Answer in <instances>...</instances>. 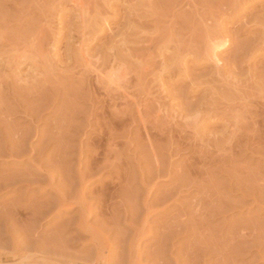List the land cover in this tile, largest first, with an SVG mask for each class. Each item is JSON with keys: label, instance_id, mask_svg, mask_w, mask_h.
I'll list each match as a JSON object with an SVG mask.
<instances>
[{"label": "rangeland", "instance_id": "obj_1", "mask_svg": "<svg viewBox=\"0 0 264 264\" xmlns=\"http://www.w3.org/2000/svg\"><path fill=\"white\" fill-rule=\"evenodd\" d=\"M19 36L42 57L0 61V264H264V0H0Z\"/></svg>", "mask_w": 264, "mask_h": 264}, {"label": "bare ground", "instance_id": "obj_2", "mask_svg": "<svg viewBox=\"0 0 264 264\" xmlns=\"http://www.w3.org/2000/svg\"><path fill=\"white\" fill-rule=\"evenodd\" d=\"M144 1V0H143ZM238 1V0H237ZM73 2H75V1H73ZM82 2V1H81ZM220 2V1H219ZM222 2V1H221ZM235 2V1H234ZM77 3V2H76ZM239 3V2H238ZM242 3V2H241ZM75 5H78L79 6V10H81L82 9V6H84L83 4L81 5V3H78V4H75ZM145 5V4H144ZM219 5V4H218ZM222 5V4H221ZM231 5V4H230ZM236 5H238V4H236ZM235 5V6H236ZM146 6V5H145ZM224 6V5H223ZM234 6V7H235ZM239 6V5H238ZM241 6V5H240ZM77 7V6H76ZM227 7V6H226ZM225 7V8H226ZM233 7V6H232ZM242 7V6H241ZM78 8V7H77ZM87 8V7H86ZM217 8V7H216ZM220 8H221V6H220ZM227 8H229V6L227 7ZM236 8V7H235ZM240 8V7H239ZM238 8V9H239ZM222 9H223V7H222ZM221 9V10H222ZM233 9V8H232ZM237 9V8H236ZM237 9V10H238ZM77 10V9H76ZM216 10V9H215ZM226 10V9H225ZM228 10H230V9H228ZM236 10V11H237ZM83 11H84V9H83ZM218 11V10H217ZM216 11V12H217ZM224 11V10H223ZM222 11V12H223ZM227 11V10H226ZM230 11H232L233 13H235L233 10H230ZM240 11V10H239ZM77 12V11H76ZM209 12V11H208ZM214 12V11H213ZM225 12V11H224ZM224 12H223V14H224ZM228 12V11H227ZM80 13V12H79ZM85 13V12H84ZM83 13V14H84ZM237 13V12H236ZM239 13V12H238ZM211 14V13H210ZM222 14V13H221ZM221 14H220V16H221ZM79 15V14H78ZM80 15H81V13H80ZM214 15V14H213ZM217 15V14H216ZM235 15V14H234ZM84 16V15H83ZM207 16V15H206ZM215 16V15H214ZM249 16V15H248ZM258 16V15H257ZM263 16V15H262ZM87 17H88V14H87ZM222 17V16H221ZM83 18V17H82ZM86 18V17H85ZM208 18H210V16L208 17ZM212 18V17H211ZM217 18V17H216ZM215 18V19H216ZM87 19V18H86ZM246 19V18H245ZM244 19V20H245ZM252 19V18H251ZM209 20H211V19H209ZM243 20V19H242ZM261 20H263V19H261ZM251 21V20H250ZM249 21V22H250ZM253 21V20H252ZM260 21V20H259ZM203 22V21H202ZM206 22V21H205ZM219 22V21H218ZM247 22V21H246ZM257 22V21H256ZM204 24V23H203ZM241 24V23H240ZM244 24H246V23H244ZM243 24V25H244ZM257 24H258V22H257ZM196 26V25H195ZM209 26V25H208ZM218 26V25H217ZM203 27V26H202ZM212 27H213V25H212ZM240 27H241V25H240ZM239 27V28H240ZM244 27V26H243ZM182 28V27H181ZM186 28V27H185ZM188 28V27H187ZM192 28V27H191ZM194 28V27H193ZM196 28H197V26H196ZM215 29L217 28V27H214ZM221 28V27H220ZM260 28V27H259ZM195 29V28H194ZM178 29H176L175 31H177ZM179 30H180V28H179ZM178 30V31H179ZM182 30V29H181ZM180 30V31H181ZM192 30V29H191ZM197 30V29H196ZM220 30V29H219ZM219 30H215L217 33H215V31H213L212 30V32H211V30H205V31H203V35H201V33L200 34H198V36L200 35V39L198 38V41H197V43L199 42L201 45H198V46H200V47H198L197 46V50L199 51V52H197V50H193L192 48H193V45H191V52H193V54L195 55V57H198L199 56V58H202V59H205L206 60V62L208 61V62H211L212 64H213V66H214V69H215V72L217 71V73H218V75H220V73L219 72H221L222 70H223V66H222V62L224 61V59H222L221 58V60H220V57H218V55H219V53L223 50V49H225L226 47H228L229 46V40L227 39V38H225V37H223L222 35H220L219 33H218V31ZM194 31V30H193ZM210 31V32H209ZM240 31V30H239ZM183 32V31H182ZM189 32V31H188ZM196 32V31H195ZM202 32V31H201ZM214 32V33H213ZM219 32H221V31H219ZM3 33V32H2ZM18 33V32H17ZM180 33V32H179ZM184 33V32H183ZM193 33V32H192ZM8 34V33H7ZM12 34V33H11ZM19 34V33H18ZM28 34V33H27ZM26 34V35H27ZM30 34H32V33H30ZM9 35V34H8ZM29 35V34H28ZM33 35V34H32ZM181 35V34H180ZM185 35V34H184ZM184 35H182V36H184ZM190 35V34H189ZM16 36V35H15ZM37 36V35H36ZM181 36V37H182ZM192 36V35H191ZM26 37H31V36H26ZM33 37V36H32ZM31 37V38H32ZM35 37V36H34ZM38 37V36H37ZM37 37H35V38H32V40H30V42H29V40L28 41H26L27 40V38H26V40H25V38L23 37V36H19V37H12V39H8L7 40V37H5L6 38V40H4L3 42L4 43H1L0 44V61L3 59V57L6 55H9V59H11V61H9L7 64H8V67L9 68H12V66L14 67V65L16 66V68L18 67V66H20V65H22L25 61H32V63L31 62H29V64L31 63L32 65H33V67H34V63L36 64L35 66L37 67L39 64H37V62H36V60H34V58H37L38 56H40V50L38 51L37 49H36V45H38V42H37ZM159 37V36H158ZM230 37V36H229ZM2 38V37H1ZM22 38H24V39H22ZM37 38V39H36ZM197 38V37H196ZM195 38V39H196ZM28 39H30V38H28ZM39 39H40V37H39ZM159 40H161L160 39V37L158 38ZM193 39V38H192ZM191 39V40H192ZM260 39V38H259ZM1 40V39H0ZM151 40H153V39H151ZM155 40V39H154ZM157 40V39H156ZM168 40H170V39H168ZM182 40H183V37H182ZM184 41H186L185 39H184ZM189 41V40H188ZM195 41V42H196ZM261 42H264V41H262V38H261V40H260ZM2 42V41H1ZM39 42H41V41H39ZM160 42V41H159ZM164 42H166V41H164ZM164 42H162V43H164ZM170 42V41H169ZM168 42V43H169ZM187 42V41H186ZM167 43V42H166ZM166 43H164V44H166ZM167 43V44H168ZM171 43V42H170ZM193 43H194V41H193ZM198 43V44H199ZM178 44H180V43H178ZM181 44H182V42H181ZM187 44H189L188 42H187ZM195 44V43H194ZM241 44V43H240ZM239 44V45H240ZM154 45V44H153ZM197 45V44H196ZM168 46V45H167ZM234 46V45H233ZM242 46V45H241ZM240 46V47H241ZM39 47V46H38ZM157 47V46H156ZM169 47H171V46H169ZM174 47H176V50H178L177 49V46H174ZM181 48H182V50L184 49V51L185 52H187L186 51V47L188 48V46H186V44H184V46H180ZM255 47V46H254ZM180 48V49H181ZM163 49H165V48H163ZM196 49V48H195ZM235 49V48H234ZM239 49V48H238ZM242 49H243V46H242ZM248 49V48H247ZM176 50H174L175 52H176ZM236 50H237V48H236ZM250 50V49H249ZM172 51V50H171ZM184 51H182V53H184ZM239 51V50H238ZM244 51V50H243ZM242 51V52H243ZM84 52V51H83ZM181 52V51H180ZM179 52V53H180ZM197 52V53H196ZM235 52V51H234ZM10 53V54H9ZM80 53V52H79ZM177 53V52H176ZM190 53V52H189ZM236 53V52H235ZM245 53V52H244ZM173 54V53H172ZM178 54V53H177ZM192 54V55H193ZM41 55H43V54H41ZM82 55V54H81ZM175 55V54H174ZM180 55V54H179ZM189 55V54H188ZM194 55H193V57H194ZM200 55H201V57H200ZM239 55V54H238ZM237 55V56H238ZM11 56V57H10ZM44 56V55H43ZM182 56V55H181ZM242 56V58L244 57V55H241ZM240 56V57H241ZM42 57V56H41ZM40 57V58H41ZM86 57V56H85ZM185 57V56H184ZM192 57V56H191ZM2 58V59H1ZM5 59H6V57H4ZM39 57H38V59H40ZM45 58V57H44ZM246 58V57H245ZM30 59V60H29ZM37 59V61H39ZM195 59V58H194ZM198 59V58H197ZM201 59V60H202ZM232 59V58H231ZM240 60H244V59H241V58H239ZM3 61V63L5 62L4 60H2ZM88 61V60H87ZM86 61V62H87ZM182 61V60H181ZM194 61V60H193ZM237 61V60H236ZM180 62V61H179ZM232 62V61H231ZM239 62V61H238ZM237 62V63H238ZM246 62V61H245ZM1 63V62H0ZM39 63V62H38ZM44 63V62H43ZM43 63H40V64H43ZM92 63V62H91ZM5 64V63H4ZM3 64V65H4ZM30 64V65H31ZM84 64H86V63H83V65ZM87 64H88V62H87ZM155 64V63H154ZM162 64H163V62H162ZM209 64V63H208ZM232 64V63H231ZM6 65V64H5ZM5 65H4V67H5ZM31 65V66H32ZM158 65H161V64H158ZM157 65V66H158ZM167 65H169V64H167ZM239 65V64H238ZM40 66V65H39ZM42 66V65H41ZM85 66V65H84ZM87 66V65H86ZM85 66V67H86ZM114 66H116V65H114ZM144 66V65H143ZM142 66V67H143ZM155 66V65H154ZM166 66V65H165ZM170 66V65H169ZM91 67V66H90ZM159 67V66H158ZM161 67V66H160ZM234 67V66H233ZM6 69H7V67H5ZM16 68L14 67V70H16ZM40 68V67H39ZM236 68V67H235ZM36 69V68H35ZM37 69H38V67H37ZM91 69V68H90ZM97 69V68H96ZM114 69V68H113ZM168 68H166V67H164L163 65H162V68L160 69L161 71H165V70H167ZM170 69V68H169ZM179 69V68H178ZM183 69V68H182ZM13 70V71H14ZM85 70V69H84ZM94 70V69H93ZM92 70V72H94ZM118 70H120V69H118ZM148 70V69H147ZM156 70V69H155ZM234 71H235V69H233ZM237 70V69H236ZM99 71V70H98ZM102 71V70H101ZM160 71V72H161ZM176 71H179V70H176ZM12 72V71H11ZM10 72V73H11ZM34 72V71H33ZM87 72V71H86ZM103 72V71H102ZM101 72V73H102ZM226 72H229V71H226ZM232 72V71H231ZM237 72V71H236ZM249 72V71H248ZM31 73V72H30ZM95 73H96V71H95ZM118 73V71H117V69H114V70H112V69H110L109 70V72H106V74H104L105 76H103V78L105 77V79L104 80H106V82H107V85H112V87L114 88L115 86H117L118 84H119V81H120V78H122L121 76H122V74L120 75V74H117ZM145 73V72H144ZM170 73V72H169ZM168 73V74H169ZM172 73V72H171ZM178 73V72H177ZM180 73V72H179ZM181 73H182V71H181ZM180 73V74H181ZM222 73H223V71H222ZM14 74H15V72H14ZM38 74V73H37ZM82 74V73H81ZM179 74V75H180ZM229 74V73H228ZM232 74V73H231ZM230 74V75H231ZM17 75V74H16ZM101 75V74H100ZM99 74H98V77L100 76ZM125 75V74H124ZM157 75V74H156ZM182 75V74H181ZM222 75L223 74H221V77H222ZM250 75V74H249ZM12 76H13V74H12ZM140 76H141V74H140ZM158 77H160V74H158L157 75ZM178 76V75H177ZM248 76V75H247ZM14 78L16 77V76H13ZM123 77H125V76H123ZM145 77V76H144ZM180 77V76H179ZM183 77V76H182ZM181 77V78H182ZM185 77H187V76H185ZM232 77V76H231ZM252 77V76H251ZM19 78H20V76H19ZM18 77H16V79L17 80H20ZM103 78H101V77H99V79L101 80V79H103ZM223 78V77H222ZM224 78H225V76H224ZM228 78V77H227ZM233 78H234V76H233ZM249 78V77H248ZM124 79V78H123ZM186 79V78H185ZM221 79V78H220ZM226 79V78H225ZM225 79H223L222 81H224ZM235 79V78H234ZM237 79V78H236ZM126 80V79H125ZM192 80V79H191ZM190 80V81H191ZM23 81V80H22ZM103 81V80H102ZM101 81V82H102ZM121 82H123V81H121ZM125 82V81H124ZM123 82V83H124ZM225 82V81H224ZM228 82H229V80H228ZM227 82V83H228ZM238 82V81H237ZM236 82V83H237ZM204 83V82H203ZM226 83V84H227ZM26 84V83H25ZM140 84H142V85H144L142 82L140 83ZM195 84H197V83H195ZM18 85V84H17ZM19 86V85H18ZM25 86V85H24ZM122 86V85H121ZM192 86H193V84H192ZM31 87V86H30ZM18 89H19V87H17ZM21 88V87H20ZM120 88V87H119ZM123 88V87H122ZM115 89H116V87H115ZM118 89V88H117ZM20 90V89H19ZM22 90V89H21ZM261 93V92H260ZM263 93V92H262ZM208 94V93H207ZM210 94V93H209ZM264 94V93H263ZM262 94V95H263ZM210 96H212V95H210ZM260 96V95H259ZM258 96V97H259ZM203 98V97H202ZM260 99V98H259ZM197 101V100H196ZM149 102V101H148ZM207 102V101H206ZM210 102H211V100H210ZM264 102V101H263ZM152 103V102H151ZM154 103V102H153ZM197 104H198V102H196ZM204 103V102H203ZM202 103V104H203ZM155 104V103H154ZM161 103H159V105H160ZM183 104H185V103H183ZM207 104V103H206ZM211 104V103H210ZM147 105H149V103L147 104ZM163 105H164V103H163ZM204 105V104H203ZM184 106V105H183ZM195 106V105H194ZM194 106H190V109L188 108V106H187V108L189 109V110H193L194 109V111H196L197 109H196V107H194ZM198 106V105H197ZM156 107V106H155ZM162 107V106H161ZM199 107V106H198ZM197 107V108H198ZM204 107V106H203ZM209 107V106H208ZM207 107V108H208ZM163 108H164V106H163ZM205 108V107H204ZM206 109V108H205ZM141 110V109H140ZM202 110V109H201ZM207 110V109H206ZM159 111V110H158ZM185 111V110H184ZM161 112V111H160ZM178 112V111H177ZM182 112H183V110H182ZM181 112V113H182ZM190 112V111H189ZM188 112V113H189ZM193 112V111H192ZM198 112V111H197ZM249 112V111H248ZM184 113V112H183ZM194 114H195V112H193ZM192 113V114H193ZM139 114V113H138ZM192 114H189V115H192ZM211 114V113H210ZM164 115V114H163ZM186 115V114H185ZM196 116H197V114H195ZM200 115H201V113H200ZM212 115V114H211ZM219 115H221V114H219ZM208 116V115H207ZM222 116V115H221ZM220 116V117H221ZM159 117V116H158ZM162 117V116H161ZM193 117V116H192ZM191 117V118H192ZM195 117V116H194ZM215 117V116H214ZM242 117V116H241ZM240 117V118H241ZM142 118V117H141ZM165 118V117H164ZM196 118V117H195ZM202 118V117H201ZM162 119H163V117H162ZM186 118H184V120H185ZM231 119H232V117H231ZM157 120V119H156ZM188 120V119H187ZM192 120H193V118H192ZM201 120V119H200ZM233 120V119H232ZM160 122H161V120H159ZM182 121V120H181ZM180 121V122H181ZM195 121V120H194ZM230 121V120H229ZM228 121V122H229ZM159 122V123H160ZM164 122L165 121H163V123H161V125L163 124V126L166 124H164ZM166 122H167V120H166ZM168 122H170V121H168ZM238 122H240V121H237V123ZM156 123H157V121H156ZM178 123V122H177ZM173 124H176L175 122L173 123ZM160 124H159V126H161ZM198 125V124H197ZM196 125V126H197ZM249 125V124H248ZM156 126H158V124H156ZM191 126V125H190ZM195 126V127H196ZM162 127V126H161ZM166 127H167V125H166ZM169 127V126H168ZM197 129V128H196ZM179 148V147H178ZM203 162H205V161H203ZM205 165V164H204ZM222 167V166H221ZM208 176V175H207ZM81 177V176H80ZM257 180V179H256ZM248 182V181H247ZM246 182V183H247ZM251 182H253V181H251ZM245 183V182H244ZM254 183V182H253ZM239 184V183H238ZM255 184V183H254ZM215 185V184H214ZM251 185V184H250ZM253 185V184H252ZM246 186V185H245ZM262 187H263V184H262ZM244 190V189H243ZM263 190V189H262ZM52 191V190H51ZM57 192V191H56ZM239 192V191H238ZM242 192V191H241ZM81 193V192H80ZM57 194V193H56ZM246 194V193H245ZM58 195V194H57ZM80 195V194H79ZM59 196V195H58ZM62 196V195H61ZM263 196V195H262ZM212 197V196H211ZM264 197V196H263ZM262 197V198H263ZM261 198V197H260ZM215 199V198H214ZM217 199V198H216ZM215 199V200H216ZM60 200V199H59ZM62 200V204H63V201L65 200V198L64 199H61ZM81 201V200H80ZM229 201V200H228ZM263 201V200H262ZM201 202V201H200ZM213 202V201H212ZM255 202H256V200H255ZM58 203V202H57ZM64 203H65V201H64ZM79 203H82V202H79ZM204 203V202H203ZM208 203H209V201H208ZM226 203H227V200H226ZM48 204V203H47ZM77 205H78V208H79V206H80V208L82 209V204H78V203H76ZM83 204H85V203H83ZM144 204V203H143ZM46 205V204H45ZM147 205V204H146ZM145 205V206H146ZM50 206V205H49ZM86 206V205H85ZM209 206V205H208ZM42 207V206H41ZM46 207V206H45ZM196 207V206H195ZM36 208V207H35ZM40 208V207H39ZM65 208H67V207H65ZM84 209H86V207H83ZM41 209V208H40ZM45 209V208H44ZM43 209V210H44ZM83 209V210H84ZM150 209V208H149ZM210 209V208H209ZM219 209H220V206H219ZM211 210V209H210ZM213 210V209H212ZM40 211V210H39ZM80 211V210H79ZM150 211H151V209H150ZM219 211V210H218ZM225 211V210H224ZM223 211V212H224ZM34 212H35V210H34ZM83 212V211H82ZM88 212V211H87ZM86 212V213H87ZM213 212V211H212ZM211 213V212H210ZM80 214H81V211H80ZM200 214V213H199ZM206 214H208L207 212H206ZM218 214H220V213H218ZM213 215V214H212ZM36 216V215H35ZM82 216H83V214H82ZM85 216V215H84ZM87 216H88V214H87ZM201 217V216H200ZM207 217V216H206ZM83 218H85V217H83ZM210 218V217H209ZM11 219V218H10ZM19 219V218H18ZM87 219V218H86ZM13 220H14V218H13ZM254 220V219H253ZM20 221V220H19ZM84 221H86L85 219L83 220V222ZM34 222V221H33ZM254 222V221H253ZM238 223V222H237ZM81 225H82V223H80ZM83 225H84V223H83ZM17 226H19V225H17ZM247 226H248V224H247ZM254 226V225H253ZM16 227V226H15ZM27 227V226H26ZM80 227V226H79ZM82 227V226H81ZM233 227V226H232ZM240 227V226H239ZM249 227V226H248ZM89 227H87V229H88ZM236 228V227H235ZM257 228H258V226H257ZM88 230H90L91 231V229L89 228ZM140 230V229H139ZM148 230V229H147ZM244 230V229H243ZM239 231V230H238ZM251 232H252V230H250ZM258 231V230H257ZM86 232V231H85ZM92 232V231H91ZM90 232V233H91ZM260 232V231H259ZM30 233V232H29ZM89 233V232H88ZM140 233H141V231H140ZM230 233V232H229ZM258 233V232H257ZM262 233V232H261ZM60 234V233H59ZM233 234H235V233H233ZM240 234V233H239ZM239 234H237L236 236H234V239H236V237L239 235ZM256 234V233H255ZM254 234V236H257V235H255ZM96 236L95 235V233H93V234H91V236ZM146 235V234H145ZM241 235V234H240ZM244 235V234H243ZM242 236V235H241ZM240 236V237H241ZM251 236V235H250ZM142 237V236H141ZM239 237V236H238ZM261 237V236H260ZM35 238V237H34ZM93 238V237H92ZM139 238V237H138ZM249 238V237H248ZM55 239H57V238H55ZM96 239V238H95ZM230 239V238H229ZM228 239V240H229ZM245 239V238H244ZM261 239V238H260ZM260 239H259V241H260ZM36 240V239H35ZM92 240V239H91ZM250 240H252L251 238H250ZM254 240H256L255 238H254ZM264 240V239H263ZM48 241V240H47ZM51 241V240H50ZM95 241V240H94ZM227 241V240H226ZM230 241V240H229ZM234 241V240H233ZM256 241H258V238H257V240ZM60 242V241H59ZM231 242V241H230ZM235 243V242H234ZM254 243V242H253ZM252 243V244H253ZM54 244V243H53ZM252 244H249V245H252ZM256 244H257V242H256ZM234 245H236V244H234ZM247 247V246H246ZM251 247V246H250ZM253 247V246H252ZM51 248V247H50ZM248 248V247H247ZM258 248V247H257ZM60 249H61V247H60ZM53 250V249H52ZM257 252H259V249H257ZM264 252V251H263ZM262 252V253H263ZM61 257V256H60ZM97 258V257H96ZM195 261V260H194ZM193 261V262H194ZM27 262V261H26ZM197 262V261H196ZM18 263H20V262H18ZM21 264H23V263H21ZM38 264V263H37Z\"/></svg>", "mask_w": 264, "mask_h": 264}]
</instances>
